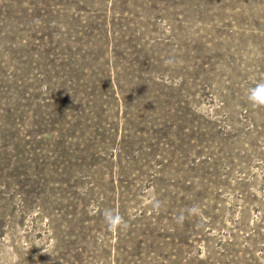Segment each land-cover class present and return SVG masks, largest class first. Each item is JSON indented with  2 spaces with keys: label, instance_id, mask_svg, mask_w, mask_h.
<instances>
[{
  "label": "rangeland",
  "instance_id": "obj_1",
  "mask_svg": "<svg viewBox=\"0 0 264 264\" xmlns=\"http://www.w3.org/2000/svg\"><path fill=\"white\" fill-rule=\"evenodd\" d=\"M262 81L264 0H0V264H264Z\"/></svg>",
  "mask_w": 264,
  "mask_h": 264
},
{
  "label": "clouds",
  "instance_id": "obj_2",
  "mask_svg": "<svg viewBox=\"0 0 264 264\" xmlns=\"http://www.w3.org/2000/svg\"><path fill=\"white\" fill-rule=\"evenodd\" d=\"M171 63V61H169ZM247 100L253 107H264V81L258 82L254 87L248 89ZM154 207H159V201L154 203ZM198 212L196 206H193L188 209V214L193 215ZM103 222L110 232H118L127 229L128 222L125 218L116 210L105 208L102 212ZM185 220L184 213H181L176 217L177 224L183 223ZM46 252V250H44Z\"/></svg>",
  "mask_w": 264,
  "mask_h": 264
},
{
  "label": "bare ground",
  "instance_id": "obj_3",
  "mask_svg": "<svg viewBox=\"0 0 264 264\" xmlns=\"http://www.w3.org/2000/svg\"><path fill=\"white\" fill-rule=\"evenodd\" d=\"M230 33V32H229Z\"/></svg>",
  "mask_w": 264,
  "mask_h": 264
}]
</instances>
